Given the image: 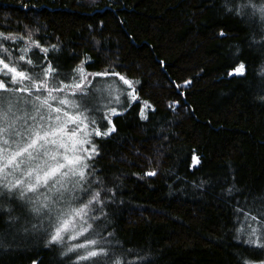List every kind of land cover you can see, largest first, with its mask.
Wrapping results in <instances>:
<instances>
[{
	"label": "trees",
	"instance_id": "1",
	"mask_svg": "<svg viewBox=\"0 0 264 264\" xmlns=\"http://www.w3.org/2000/svg\"><path fill=\"white\" fill-rule=\"evenodd\" d=\"M262 8L264 0H0L2 59L27 43L49 47L71 79L81 67L118 74L154 107L142 119V103L133 105L96 141L82 201L99 193L90 232L108 256L94 259L264 260L239 231L245 214L264 211ZM51 233L17 192L0 191V264H94Z\"/></svg>",
	"mask_w": 264,
	"mask_h": 264
},
{
	"label": "snow or ice",
	"instance_id": "2",
	"mask_svg": "<svg viewBox=\"0 0 264 264\" xmlns=\"http://www.w3.org/2000/svg\"><path fill=\"white\" fill-rule=\"evenodd\" d=\"M227 4L228 0H225L226 7ZM261 11L264 12V8ZM35 46L40 47L39 44ZM43 51L47 52L48 49L45 48ZM19 59L24 60L26 64L32 63L25 56ZM243 70L244 66L240 65L235 73L243 74ZM75 71L79 74L81 81L87 79L83 68H77ZM54 72L55 69L49 64L41 73L36 74L40 77L37 82L32 75L0 59V73L10 75V84L24 85L25 81L30 82L23 87L13 89L0 80V92L9 93L7 96L0 95V191L4 189L10 193L16 191L21 199L28 193H33L34 196L28 198L34 204L33 210L37 213L44 211L43 218L49 221V228H54L50 242L67 243L65 236L68 241H75L85 236L92 228V224L89 223V211L90 206L99 200V193L86 202L81 201L80 206L72 204V199L78 198L65 196L66 193L79 187L80 182L85 178L88 165L85 163V156L80 153L89 152L83 145L90 141L80 138V132L83 131L80 126L84 125L87 119L84 111L70 113L62 107L66 105L76 109L80 106L70 100L67 95L64 97L53 95L55 92H71V95L75 96L77 92L83 90L84 84L82 82L54 83L50 87L48 77H52ZM119 79L131 87V82L123 76ZM33 89L37 93L45 92L47 95L43 98L40 95L32 97ZM17 92L27 93L28 96H16ZM133 99H135L134 96ZM50 101H55L60 106L54 107ZM113 114L116 113L113 112ZM69 125L74 127L69 128ZM84 127L86 128L87 125ZM110 131H115V128L113 127ZM108 134L110 133H103V135ZM96 135L101 133L97 130ZM91 152H95L94 146ZM87 158L90 159L91 155L89 154ZM76 177L79 179H75ZM69 184L72 185L71 189L68 187ZM62 203L63 207L60 206ZM90 219L94 220L96 217L93 216ZM255 219L254 216L246 214L244 216L246 222ZM246 227L249 229L247 242L256 244L259 237L255 240L252 237H256L257 229L252 227L251 223H247ZM243 230L241 228L239 231ZM99 236L98 231L93 232L85 242L70 244L68 252L83 249L84 251L78 256L80 261L105 264L103 260L94 259L108 256L105 251L106 241L103 238H94ZM258 246L264 247V244ZM116 264L119 262L117 261Z\"/></svg>",
	"mask_w": 264,
	"mask_h": 264
},
{
	"label": "rangeland",
	"instance_id": "3",
	"mask_svg": "<svg viewBox=\"0 0 264 264\" xmlns=\"http://www.w3.org/2000/svg\"><path fill=\"white\" fill-rule=\"evenodd\" d=\"M36 43L29 44L27 43V47H24L22 45L13 47L11 49L10 54V60H4L5 63H9L10 66H15L18 70L25 71L28 75H32L34 79H36L37 82H39L40 77L37 76L35 73H41L43 69H46V67L51 64V66L55 69V72L53 73L52 77H48L49 86H53L54 83H63V84H70L73 82H82L84 84V88L81 92H77L75 96L71 95V92L68 93H62V92H55L53 95L57 97H64L65 95L68 96L70 100L75 101L76 104H78L79 108H69L68 106H62L70 113L77 112V111H84V114L87 116V119L84 121V125H87L85 128L84 125H81L80 127L83 129V131L80 132V138L86 139L90 141V143H85L83 145L84 148L88 149V153L81 152L80 154L82 156H85V163L88 165L87 169L85 170V178L83 181L80 182V186L77 187L75 190L68 192L65 194L66 198H78V199H72L73 206H80L81 201L84 200L86 193L90 189V175L88 173V169H90L92 159L94 155L96 154V141L101 138H105L109 136L114 131H110L114 125V118L116 116L124 114L127 110H129L133 105L137 103H142L143 106V112L141 111L140 116L142 119H146L148 117V112L153 111L154 107L147 103L144 100H141L137 93H136V81L130 80L128 78H125L126 80L131 82V87L129 85L125 84L122 80L119 79L120 75L117 74H107V75H96L98 73H89L86 71L83 67L84 74L86 75L87 79L81 81V78L79 74L77 73V77L73 80L71 79V74H68L67 72H61L59 70V67H55L54 63L51 62L49 55L52 51V48L49 47H36ZM29 47V50H27ZM48 49L47 52H44L43 49ZM13 50V53H12ZM27 50V51H25ZM9 55V54H8ZM25 56L26 59H30L32 61L31 64H26L24 60H20L19 57ZM0 59H2L0 57ZM35 68V71H34ZM34 72V73H33ZM244 72V70H243ZM235 73V71H234ZM236 74V73H235ZM240 75V74H238ZM5 78V79H4ZM0 80H3L5 84L9 86V88H20L24 85L29 84V81H25L24 85H17V84H10V75H3L0 73ZM0 95L7 96L9 95L8 92H0ZM16 96H24L27 97V93H15ZM36 95H40L42 98L47 95L45 92L37 93L34 89L32 90V97H35ZM133 96L135 99H133ZM50 103L53 104L54 107L60 106L55 101H50ZM113 112L116 114L114 115ZM94 121V122H93ZM74 127V125H69V128ZM99 131L101 135H96V131ZM109 132L108 135H103V133ZM95 147V152L92 153L91 149L92 147ZM91 155V158L88 159L87 156ZM11 179V178H10ZM75 179H79V177H76ZM68 187L71 189L72 185L69 184ZM41 191H44L41 189ZM16 192V191H15ZM18 194V193H17ZM34 196L33 193H28L24 198H22L28 205V207L31 209V211L34 213V216L36 218L47 225L49 227V221L45 218V212L42 211L40 213H37L33 210L34 204L29 201V197ZM41 199H43L41 197ZM63 207V203L60 205ZM35 207H39V205H35ZM248 216H254L256 219L254 221L250 222H244L243 225V233H244V243L253 247L263 248L258 246L259 244H264V211L263 212H257L255 214H251ZM247 223H251L252 227L257 229L256 237H252V239H256L259 237V240L256 244L248 243L249 239V229L246 227ZM51 232L54 231V228H50ZM91 236V232L89 230L88 233L85 234V236H81L78 240L75 241H68L67 236H65V241L67 243H61L64 244V246L68 249V246L70 244H78L86 241L87 237ZM84 250L80 249L76 252H72L74 255H76V258L78 259V256L80 253H82ZM119 264L121 263V260H118ZM111 264V263H109ZM113 264V263H112ZM246 264H264V260L261 262H253L249 261Z\"/></svg>",
	"mask_w": 264,
	"mask_h": 264
}]
</instances>
